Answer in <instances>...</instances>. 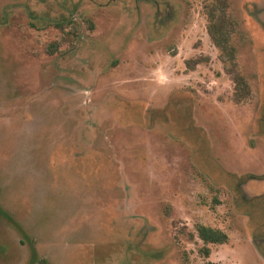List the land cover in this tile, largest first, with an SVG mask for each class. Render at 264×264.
Masks as SVG:
<instances>
[{
  "label": "rangeland",
  "instance_id": "374dc122",
  "mask_svg": "<svg viewBox=\"0 0 264 264\" xmlns=\"http://www.w3.org/2000/svg\"><path fill=\"white\" fill-rule=\"evenodd\" d=\"M208 1L0 0V264H264V0L243 101Z\"/></svg>",
  "mask_w": 264,
  "mask_h": 264
},
{
  "label": "trees",
  "instance_id": "16d2710c",
  "mask_svg": "<svg viewBox=\"0 0 264 264\" xmlns=\"http://www.w3.org/2000/svg\"><path fill=\"white\" fill-rule=\"evenodd\" d=\"M205 15L208 20L209 35L214 44L220 49V58L224 69L232 76L235 84V98L237 101H243L248 96L249 86L246 78L240 71L237 50L233 44L236 21L229 11L228 0H209L205 5ZM193 64L194 62L191 60L187 61V66L190 68H192ZM196 230L198 237L204 243L199 249V252L206 258L203 264H221L209 258L211 254L209 244H224L228 242V234L220 228L204 224H198ZM32 252L30 264H49L46 259L38 257L34 249H32Z\"/></svg>",
  "mask_w": 264,
  "mask_h": 264
}]
</instances>
